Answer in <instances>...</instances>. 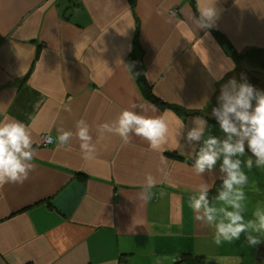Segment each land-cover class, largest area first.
I'll list each match as a JSON object with an SVG mask.
<instances>
[{"label": "crops", "instance_id": "1", "mask_svg": "<svg viewBox=\"0 0 264 264\" xmlns=\"http://www.w3.org/2000/svg\"><path fill=\"white\" fill-rule=\"evenodd\" d=\"M133 1L0 0V121L30 125L37 149L27 180L0 186V264L230 260L216 253L222 244L214 243L215 229L202 227L188 206L200 183L222 181V159L195 175L193 146L184 136L177 143L173 132L183 121L186 135L201 116L205 137L225 138L208 107L242 68L238 59L264 50V0H218L210 28L195 22L198 0ZM132 61L147 95L127 69ZM133 103L169 121L166 163L134 134L125 144L97 132ZM80 119L96 143L91 160L82 158L75 137L70 150L58 146L60 130L75 133ZM47 137L53 145L44 147ZM193 144L198 150L202 141ZM148 174L157 195L145 202L139 193Z\"/></svg>", "mask_w": 264, "mask_h": 264}, {"label": "clouds", "instance_id": "2", "mask_svg": "<svg viewBox=\"0 0 264 264\" xmlns=\"http://www.w3.org/2000/svg\"><path fill=\"white\" fill-rule=\"evenodd\" d=\"M218 0H207L205 6H199L195 22L199 28H210L218 18L216 7ZM130 74L132 65H126ZM137 75V74H136ZM218 107L212 108L211 115L218 121L219 128L225 134L220 139L213 135L205 137L207 121L196 116L186 135L183 133L185 125L180 121L174 129L173 135L184 136L187 143L193 146L191 168L195 175L202 176L205 172H212L217 161L222 159L220 172L222 185L218 194L210 201L209 192L212 184L200 183L194 194L188 197V206L194 213L195 221L202 227L214 228V243L220 246L223 242L232 243L244 234L248 245L255 246L264 236V213L257 210L254 219L245 220L242 201L245 200V187L249 185V175L242 168V163L249 171L253 168V159L245 156L246 147L255 157V165L264 168V91L257 90L246 80L237 83L230 80L222 86L218 97ZM139 108L140 111H136ZM155 112V106H152ZM144 105L133 103L130 108L122 110L115 120L104 122L98 126L99 135L114 134L127 144L132 135L146 141L152 150L161 151V163H166L162 155L164 146L170 139V123L163 115H146ZM75 133L70 130H60L57 137L58 146L70 150V143L75 137L79 140L80 151L84 160L95 158L96 143L93 141L91 126L84 119L76 122ZM198 150L193 142H201ZM177 142V140H176ZM178 143V142H177ZM30 125L15 118L5 117L0 121V186L8 183L23 184L34 170V158L37 149ZM135 163V162H133ZM156 178L148 174L141 186L139 198L145 202L151 200L156 192ZM163 193H161L162 195ZM217 202L223 207H216Z\"/></svg>", "mask_w": 264, "mask_h": 264}, {"label": "rangeland", "instance_id": "3", "mask_svg": "<svg viewBox=\"0 0 264 264\" xmlns=\"http://www.w3.org/2000/svg\"><path fill=\"white\" fill-rule=\"evenodd\" d=\"M238 60L242 68H240L228 82L232 79L239 82L243 80L245 76L264 81V72L251 67L242 58ZM240 159L244 161L246 157H240ZM248 175L249 185L245 187V200L241 202L243 215L246 221L254 219L253 213L257 210L264 213V177L257 173H250ZM252 176L253 178L251 180L250 177ZM216 253H221L224 257H231L229 261L226 259L223 264H231L232 262L237 264H264V236H261V242L258 245L251 246L247 244L245 236L242 234L239 240L232 243L223 242L221 250H217Z\"/></svg>", "mask_w": 264, "mask_h": 264}, {"label": "trees", "instance_id": "4", "mask_svg": "<svg viewBox=\"0 0 264 264\" xmlns=\"http://www.w3.org/2000/svg\"><path fill=\"white\" fill-rule=\"evenodd\" d=\"M129 3L131 5L134 4V1L133 0H128ZM242 59H244L248 65H250L251 67H254L256 69H258L259 71L261 72H264V50H260V49H251L249 51H247ZM129 65H132V71L135 78H136V81L138 82V84H140L142 90L144 93H147L149 92L146 88V84H145V80H144V77H143V74L140 72L139 70V67L136 63V61H132V62H129ZM137 74V75H136ZM247 81L248 83H250L251 85H253L257 90H260V91H264V81L262 80H258L257 78H251L249 76H245V78L243 80H240L239 82L237 81V83H241L243 81ZM221 89H218L216 91V93L214 94V96L212 97L211 99V102L209 104V107H208V110H209V114H210V117L211 119L214 121V122H217L218 121L215 119L214 116L211 115V112H212V108L214 107H218L219 106V103H218V97L221 93ZM246 153L249 154V156L253 159V168L251 169V171H249L247 168H246V174H259L260 176L264 177V168H258L256 165H255V157L251 154V152L247 149L246 147ZM178 158V157H176ZM253 176L250 177V179L252 180ZM222 185V181L220 182H217L213 188L210 190L209 192V198H210V201L213 197H215L217 194H218V189L221 187Z\"/></svg>", "mask_w": 264, "mask_h": 264}, {"label": "built area", "instance_id": "5", "mask_svg": "<svg viewBox=\"0 0 264 264\" xmlns=\"http://www.w3.org/2000/svg\"><path fill=\"white\" fill-rule=\"evenodd\" d=\"M42 145L44 147H49V146L53 145V140L51 138H48V137L44 138Z\"/></svg>", "mask_w": 264, "mask_h": 264}]
</instances>
